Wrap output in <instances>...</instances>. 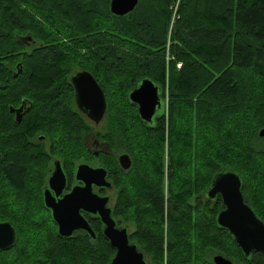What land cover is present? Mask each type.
Returning <instances> with one entry per match:
<instances>
[{
	"label": "trees",
	"instance_id": "trees-1",
	"mask_svg": "<svg viewBox=\"0 0 264 264\" xmlns=\"http://www.w3.org/2000/svg\"><path fill=\"white\" fill-rule=\"evenodd\" d=\"M177 1L139 0L116 17L111 0H0V222L17 233L0 264H109L115 255L100 219L87 217L97 240L85 233L64 239L44 205L53 157L68 171L90 155L83 114L71 108L77 69L91 73L106 96L100 137L114 155L94 161L116 190L114 217L134 226L131 240L152 264H211L206 248L235 262L234 247L249 264L217 226L221 199L210 202L205 192L231 168L264 220V185H257L264 178V0H180L170 33ZM25 33L43 47L26 52L17 36ZM145 78L161 86L165 102L153 126L129 100ZM23 100L28 109L18 124L10 108ZM123 153L132 161L127 170L116 157Z\"/></svg>",
	"mask_w": 264,
	"mask_h": 264
},
{
	"label": "water",
	"instance_id": "water-1",
	"mask_svg": "<svg viewBox=\"0 0 264 264\" xmlns=\"http://www.w3.org/2000/svg\"><path fill=\"white\" fill-rule=\"evenodd\" d=\"M138 4L139 0H111L110 11L116 17H125L132 13ZM24 40L33 39L26 36ZM18 67L17 73L21 72V66ZM71 84L80 113L96 125L101 123L107 113V101L94 76L87 71L78 72L71 77ZM161 95V86L149 78L140 81L129 93V100L138 107L140 118L150 126L157 122L165 107ZM26 105L27 102L23 100L20 108H10V111L15 113V121L18 124L23 119ZM259 136L264 137V129ZM119 164L123 169H129L132 165L130 156L120 155ZM76 180L82 182V185L73 187L69 193L63 195L67 179L60 162L56 161L54 171L43 190L44 205L51 213L59 237L70 239L77 233H85L97 240L98 235L86 216L96 217L102 223L103 236L115 250L109 264H148L145 253L131 240L128 226L118 225L111 198L94 191L95 187L113 188V184L108 180L107 170L98 165L91 167L88 164H80ZM205 198L210 202L221 199L223 209L217 215V226L229 233L246 259L252 260L254 252L264 253V220L246 202L243 182L236 171L226 168L216 174L205 192ZM16 240L17 233L12 224L0 222V251L11 249ZM215 263L233 264L224 256H217Z\"/></svg>",
	"mask_w": 264,
	"mask_h": 264
},
{
	"label": "rangeland",
	"instance_id": "rangeland-1",
	"mask_svg": "<svg viewBox=\"0 0 264 264\" xmlns=\"http://www.w3.org/2000/svg\"><path fill=\"white\" fill-rule=\"evenodd\" d=\"M180 0H178L176 3H173L172 5H171V7H170V9H171V20H170V27H169V31H170V33L174 30V28L176 27V25H177V23H178V21H179V19H180V13H179V7H180ZM19 38H23V37H26V36H31L32 37V39L33 40H30V41H28V40H22V42L24 43V45H25V47H26V52H31L32 50H34V49H37V48H41V47H43V43L40 41V40H38V39H36L35 38V36H33V34H31V33H25V34H21V35H17ZM170 40V39H169ZM168 48H169V46H168ZM170 55V54H169ZM167 57V56H166ZM181 66H182V63H178V65H177V68L178 69H180L181 68ZM169 68V67H168ZM81 71H84V70H81V69H77L74 73H77V72H81ZM34 78L32 79L33 81H35V80H39V81H41V83H42V80H41V78L40 77H38V76H33ZM168 77V76H167ZM166 83H167V91H166V96H168V92H169V88H168V84H169V79L167 78V81H166ZM44 84V83H43ZM257 90H261L262 88H256ZM71 108L73 109V110H77V108H76V104H72L71 105ZM25 111H26V109H25ZM14 117H16V115H14ZM83 117V119H84V122H85V126L87 127V129H86V132H85V134H84V138H85V136L87 135V134H89V133H91V135H89V136H92L93 135V130H97L98 129V132L100 133V132H104V131H106L105 130V122H102L99 126H95L94 125V123L93 122H91L88 118H86L84 115L82 116ZM101 134V133H100ZM40 137V136H39ZM39 137H37L36 136V140H39V139H41V138H44V137H41V138H39ZM33 140H35V138L33 139ZM45 146H46V148H48V145L50 144V140H46V139H42V140H40ZM88 141H89V143H90V146H93V141H94V139H93V137H90V138H88ZM108 142V140L106 139V137H104V139H100V142H101V144H103L104 142ZM85 148H86V146H85ZM103 149L104 150H106V147H103ZM73 150V148H71V150L70 151H72ZM86 152H88V150H87V148H86V150H85ZM73 152H74V150H73ZM102 155L104 156V154H100V160H102ZM55 160H57L55 157H53V159H52V162L50 163V166H49V173L51 172V170H52V165H53V163H54V161ZM104 160V159H103ZM83 161H88V162H94V156H93V154H91L90 153V155H89V157H88V159H85V158H81V159H79V160H74V162H72V166H69V170L70 171H74V169H75V167H76V165L77 164H79L80 162H83ZM102 163V162H101ZM256 163V162H255ZM259 172H261V171H264V169H261L260 168V170H258ZM256 175H257V171H256ZM257 185L259 186V187H262V185H264V178H262V179H258V181H257ZM4 191V190H3ZM6 194H7V192L6 191H4ZM251 194H253V191L251 192ZM16 193H12V194H7V197H8V199L10 200V201H12V202H17V197H16ZM109 196H111L112 197V202H111V206L113 205V203H114V201H115V197H116V190L115 189H113V190H110L109 191ZM128 228H129V232L130 233H132L135 229H134V226H128ZM30 229V228H29ZM33 229V228H32ZM31 230V229H30ZM29 230V231H30ZM30 235H31V231H30ZM30 235L27 237V240H28V238L30 237ZM28 252V251H27ZM32 253V252H31ZM212 253H215V254H218V252L217 251H215V250H213V249H211V248H206L205 250H204V254H205V257H207V258H210V256H212ZM233 254L234 255H236V257H235V263L236 264H247V263H245L243 260H241V257H240V252H239V250L238 249H236L235 247L233 248ZM146 260H147V262H148V264H152V260H151V258L150 257H147L146 256ZM257 264H264V258H258L257 259Z\"/></svg>",
	"mask_w": 264,
	"mask_h": 264
},
{
	"label": "flooded vegetation",
	"instance_id": "flooded-vegetation-1",
	"mask_svg": "<svg viewBox=\"0 0 264 264\" xmlns=\"http://www.w3.org/2000/svg\"><path fill=\"white\" fill-rule=\"evenodd\" d=\"M78 73V72H77ZM76 74V73H75ZM74 75V74H73ZM72 75V76H73ZM71 76V77H72ZM70 81H71V78H70ZM74 100H75V91H74ZM75 104H76V102H75ZM27 106L28 105H26V107H25V109L27 108ZM77 107V106H76ZM91 121V120H90ZM92 122V121H91ZM103 122V121H102ZM101 122V123H102ZM94 123V122H93ZM101 123H99L98 125H96L95 123H94V125L97 127V126H99ZM89 135H91V133H89V134H87L86 136H85V138L83 139V142H84V146H86V148H87V150H88V152H90L91 154H93V156L95 157V158H98L99 156H100V154L102 153V154H104V155H114V153L112 152V149H111V147H110V145H109V143L108 142H104L103 144H101V142H100V139H103V138H101L100 137V133L98 132V129L97 130H93V135L92 136H89ZM90 137H93V139H94V141H93V146H90V143H89V141H88V138H90ZM103 147H106V150H104L103 149ZM124 154H126V153H123V154H120V155H124ZM120 155L119 156H116L117 157V161H118V163H119V157H120ZM56 161H59L60 162V164H61V167H62V169H63V171H64V174H65V176H66V179H67V187H66V189H65V191L63 192V195H65V194H67V193H69L71 190H72V188L73 187H75V186H80V185H82V182H79V181H77L76 180V172H77V168L79 167V165L80 164H88V165H90L91 167H97V165L99 166V167H103V168H105L104 166H101V165H99L97 162H88V161H83V162H80L79 164H77L76 165V167H75V169H74V171L72 172V171H70V170H66L65 169V167H64V165L62 164V162L60 161V160H55L54 161V163H53V165H52V170H51V172H50V174H49V176H48V179H49V177L51 176V174H52V172L54 171V164H55V162ZM122 168V167H121ZM106 169V168H105ZM123 169V168H122ZM107 170V169H106ZM126 170V169H125ZM108 172V171H107ZM108 180L110 181V178H109V173H108ZM48 181V180H47ZM111 182V181H110ZM47 186V185H46ZM114 188H111V189H106V188H99V187H95L94 188V191L96 192V193H98L99 195H101V196H109V191L110 190H113ZM110 198H111V201H112V197L111 196H109ZM86 217H89V216H86ZM88 219V218H87ZM235 244H236V242H235ZM237 245V244H236ZM238 246V245H237ZM239 247V246H238ZM239 249L241 250V248L239 247ZM241 253H242V250H241ZM242 255H243V253H242ZM217 256H221V254H215V253H212V256H210V263L211 264H216L215 263V258L217 257ZM223 256V255H222ZM243 257H244V255H243ZM245 258V257H244ZM258 258H264V253H257V252H254L253 253V257H252V260L251 259H246L247 260V262H249V264H255V262L257 261V259ZM228 259V258H227ZM250 260H251V262H254V263H250ZM233 264H235V262H233Z\"/></svg>",
	"mask_w": 264,
	"mask_h": 264
}]
</instances>
